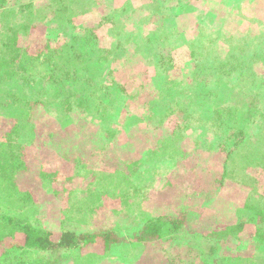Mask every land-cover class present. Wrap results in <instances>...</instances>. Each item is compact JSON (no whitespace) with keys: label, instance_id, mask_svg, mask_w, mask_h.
Returning a JSON list of instances; mask_svg holds the SVG:
<instances>
[{"label":"trees","instance_id":"16d2710c","mask_svg":"<svg viewBox=\"0 0 264 264\" xmlns=\"http://www.w3.org/2000/svg\"><path fill=\"white\" fill-rule=\"evenodd\" d=\"M5 1L0 0V77L30 92L17 100L23 121L0 117L8 120L0 121V264H264V95L251 92L247 99L236 96L232 107L219 106L217 127L226 110L235 114L216 136L226 156H213L200 167L192 164L199 150L188 158L175 136L159 140L160 126L178 117L164 119L165 111L175 115L172 106L155 113L161 91L138 55L120 60L118 18H105L108 32L99 26L76 28L89 12L103 15L104 0H47L40 11L31 0L8 8ZM158 5L148 7L135 32H129L142 34L136 49L141 59L156 31L142 32L139 26L147 20L163 27L175 16L158 13ZM24 10L28 18L18 19ZM141 10L138 15H144ZM131 16L126 19L134 22ZM50 17L74 29L69 39L52 44L46 39L36 49L31 41L40 38ZM172 48L161 49L157 60L179 70L169 56ZM187 49L200 61L202 52L193 43ZM140 75L148 76L152 97ZM92 78L100 83L90 87ZM87 112L110 122L99 124L100 133L89 139L99 150H115V164L106 170L72 152L60 131L70 116L76 124L90 123ZM149 155L174 159L158 190L135 179Z\"/></svg>","mask_w":264,"mask_h":264},{"label":"rangeland","instance_id":"374dc122","mask_svg":"<svg viewBox=\"0 0 264 264\" xmlns=\"http://www.w3.org/2000/svg\"><path fill=\"white\" fill-rule=\"evenodd\" d=\"M31 1L39 11L43 9L42 5L47 2V0ZM29 2L30 0H6L4 6L8 8ZM158 2L161 3L158 5L160 9L158 13L166 10L170 14L175 12V16L167 18V23L163 27L156 21L149 22L147 20L145 26L138 25L142 32L156 31L154 38L152 37L147 44L148 48L145 50L148 52L147 57L141 59L136 49L142 39V34H133L137 28L136 20H139V17H145L148 7H152ZM176 2L178 4L180 0H104L106 12H103V15L87 13V16H84L87 20L76 25V28L89 29L88 26L91 25L99 26L101 31L106 29L108 32L109 26L106 27V23L103 24L105 18H112L111 15L118 18L122 25L116 29L119 31V36L115 42L122 45L121 47L117 46L120 60L129 54L138 55L140 61L147 65L151 82L161 91L158 98L155 99V113L159 114L162 110L161 115L168 107L172 106L175 115L169 116V111H165L164 119L170 120L175 116L178 117V120L171 121L174 124L167 122L160 126V134L157 133L160 135L159 140H171L169 137L175 136L176 143L185 145L188 158L199 150L200 153L197 151L196 159L192 160V164L202 167L200 164H208V160L213 156H226V151L219 149V138L216 136L233 122L235 114L226 110L221 116V124L217 127L215 111L219 106L225 109L232 107L239 98L247 99L251 92L264 95V0H184L181 5L174 6ZM141 8L144 10V15L137 14L142 12ZM178 10L179 13L176 14ZM133 14H135L134 22L127 20L132 18ZM157 15L158 20H162L159 14ZM26 17L28 18V11L24 10L18 19L24 20ZM45 24L46 27L43 25V29L39 31L40 38L31 41V46L36 49H38L37 46L43 47L46 44V39L49 40V44L56 40L69 39L70 32L74 29L61 21H52V17L46 18ZM173 24L178 26L174 32L171 29ZM124 41L125 44H123ZM238 42H243L241 48L234 47ZM191 43L199 49L198 52H202L200 61L185 53ZM115 45L113 43L111 47ZM167 46L173 47L169 56L172 58L173 66L179 70L173 68L171 71L169 67H163L158 63L157 54ZM195 63L196 66H194ZM108 65L109 62L105 64V66ZM120 67L121 65L116 68ZM193 67L195 69L192 73L187 72L191 71ZM147 77L139 76L141 80H146ZM148 79L147 92L152 97L155 89ZM88 83L91 87L100 81L92 78L88 80ZM105 83L109 85L111 81ZM29 92L18 82L4 81L0 77V117H13L23 121L22 109L19 108L17 100L21 96L28 95ZM36 92L37 90L33 87L31 93ZM236 96L239 98L236 99ZM118 99L122 103L125 100L122 96H118ZM89 106L91 107V104ZM261 107H264V104ZM38 108L43 110L40 105ZM56 111L60 115L59 110L56 109ZM185 113L189 116V121L182 120ZM87 115L86 118L90 123L82 121L76 124L70 116L64 121L68 124H62L63 129L60 131L64 132V137H68L72 152L75 154L78 152L84 156L89 162L88 165L94 169L106 170L112 162L115 164V150L111 152L108 148L99 150L95 143L93 144L89 139H95L97 132L100 133V125L108 127L110 122L100 114L91 116L87 112ZM135 118L138 119V116ZM0 121L8 120L0 118ZM184 135L185 137L182 138ZM27 136L25 135V138ZM83 136L84 138H82ZM52 139L53 137L51 144ZM27 140L31 142V138ZM118 143H120L119 140L113 143L115 148L119 147ZM259 145L261 146L260 142ZM52 147L57 148L56 145ZM211 147L217 149L210 151ZM254 147L256 148V146ZM64 149V145L61 144L60 150ZM121 155L122 150L119 149L117 156L122 159ZM165 156L167 155L159 157L149 155L151 161L145 160V165L140 169L141 173L135 177L136 182L149 183L152 186L149 190H158L163 176L171 171L172 162H174V159L171 160ZM156 196H158V192ZM198 204L195 203L194 207L197 208L195 205ZM159 211L165 212L166 210L164 207H160ZM124 232H128V230ZM131 246L129 244L128 248Z\"/></svg>","mask_w":264,"mask_h":264}]
</instances>
